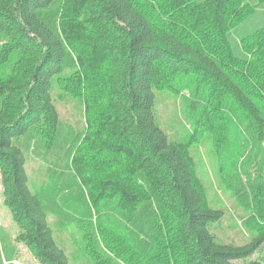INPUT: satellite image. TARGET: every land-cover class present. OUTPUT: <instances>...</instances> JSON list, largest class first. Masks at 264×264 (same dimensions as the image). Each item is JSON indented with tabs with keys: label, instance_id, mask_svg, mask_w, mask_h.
Masks as SVG:
<instances>
[{
	"label": "trees",
	"instance_id": "trees-1",
	"mask_svg": "<svg viewBox=\"0 0 264 264\" xmlns=\"http://www.w3.org/2000/svg\"><path fill=\"white\" fill-rule=\"evenodd\" d=\"M55 84L83 103V132L64 129ZM163 89L190 91L197 135H214L225 188L252 213L248 244L210 232L222 213L186 145L157 122ZM29 152L60 166L57 191L31 192ZM0 173L19 239L41 264H68L48 213L93 223L127 264L250 257L264 245V0H0Z\"/></svg>",
	"mask_w": 264,
	"mask_h": 264
},
{
	"label": "rangeland",
	"instance_id": "rangeland-1",
	"mask_svg": "<svg viewBox=\"0 0 264 264\" xmlns=\"http://www.w3.org/2000/svg\"><path fill=\"white\" fill-rule=\"evenodd\" d=\"M143 3L146 6L144 1ZM190 94L187 89L157 90L155 101L157 122L169 140L186 145L196 178L209 207L222 213L217 222L209 225L210 232L220 243L244 246L257 237V228L248 223L252 213L225 188L214 135L212 133L197 135L195 123L186 107ZM52 98L64 129L72 128L83 132L85 116L81 100L56 84L53 87ZM213 125L217 127L215 123ZM25 170L32 193L41 196L49 189L57 191L60 183L58 175L61 172L57 164L53 163L49 166L29 152ZM72 215L60 216L48 213L47 216L53 237L57 245L65 251L68 264H127L102 247L93 223L89 224L87 221L81 224L75 223ZM19 233L20 229L5 203L0 173V264H41L19 239ZM86 238H92L99 254L96 258L90 256ZM252 261L264 263V245L250 257L238 260L237 264H249Z\"/></svg>",
	"mask_w": 264,
	"mask_h": 264
}]
</instances>
